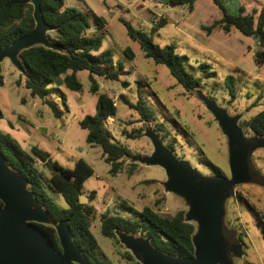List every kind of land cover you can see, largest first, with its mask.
<instances>
[{"label": "rangeland", "instance_id": "obj_1", "mask_svg": "<svg viewBox=\"0 0 264 264\" xmlns=\"http://www.w3.org/2000/svg\"><path fill=\"white\" fill-rule=\"evenodd\" d=\"M237 1L238 4L235 0H228L225 6L228 13L238 14L239 7H242L243 14L251 13L264 3V0ZM64 4L84 13L92 11L107 23L100 51H111L119 79L96 78V82L98 92L108 93L116 103L113 119L103 124L112 140L124 146L130 156L151 152L152 145L143 136V131L146 127H153L140 122L137 113L121 99L124 97L134 102L140 96L155 110L157 122L164 123L168 133L162 141L173 146L171 149L179 159L186 160L205 175L215 174L208 164L211 162L228 177L225 137L198 93L226 107L229 114L240 113L239 125L264 110V66L254 61L253 55L259 48L255 37L246 36L233 27L229 32L218 26L207 31L205 27L221 18L220 9L211 0H195L192 11L186 6L171 7L150 0H145V5L137 0H64ZM159 15H163L166 22L152 33L153 42L160 46L172 44L177 54L186 56L184 69L200 78L199 89L186 90L164 65L145 57L138 41L127 35L120 21L127 20L134 28L149 32L161 18ZM126 48L133 53L131 59L125 55ZM1 65L4 84L0 86L3 114L0 129L9 132L25 150H29L26 145L29 142L37 145L65 168H72L79 158L85 160L93 172L84 180L82 194L88 197L94 191L93 199L88 197L87 203L94 207L90 229L98 251L107 264H135L134 258L125 257L127 250L119 241L116 243L102 236L100 216L102 213H117L128 217L145 206L163 216H171L179 209L185 212L186 206L181 199L163 191V169L131 162L130 157L125 159L122 170L115 175L109 174V164L104 161L100 147L87 143L86 130L78 125L79 119L96 112V96L90 91L86 70L76 73L81 83L77 91L62 84H50L52 100L61 110V115L55 117L46 104L33 98L22 84L16 83L19 73L7 59ZM228 75L233 78L235 88L231 102L224 83ZM137 128L142 129L141 135L130 138L129 133H135ZM243 130L247 135L251 134L244 127ZM156 133L161 137V132ZM251 159L264 175V149H256ZM129 163H136L131 174L127 173ZM36 167L42 172L46 192L58 207H66L62 196L44 183V176L49 175V171L38 162ZM239 194L243 201L237 199ZM224 205L226 226L234 229L237 237L239 230H244L249 243L245 247L242 241L244 254L241 258H234V264H264V238L256 220L257 211L264 215V187L251 183L236 185Z\"/></svg>", "mask_w": 264, "mask_h": 264}, {"label": "trees", "instance_id": "obj_2", "mask_svg": "<svg viewBox=\"0 0 264 264\" xmlns=\"http://www.w3.org/2000/svg\"><path fill=\"white\" fill-rule=\"evenodd\" d=\"M195 0H166L168 6H186L188 11L193 9ZM221 11V18L205 27L210 31L213 27H220L229 32L233 27L240 33L256 39L258 50L254 53V61L264 66V4L250 13L243 14L242 8L236 15L227 12L221 0H211ZM41 15L47 25L52 27L47 37L50 42L58 47V50L34 45L23 49L18 53V60L23 68L16 80L22 84L32 97L39 98L46 104L55 117L61 115V110L52 100L49 86L54 83V78L60 76L65 88L77 91L81 88L76 73L81 70L88 72L90 91L96 94V112L93 115H85L78 120V125L86 130V142L99 146L106 163L109 164L108 172L115 175L124 167L126 158H130L128 150L112 140L110 132L103 127L108 117H113L116 105L108 93L98 92L96 78L118 80L119 72L114 69L110 50H101L102 33L106 24L102 16L94 12L84 13L73 7L65 6L64 0H41ZM126 29V33L132 39L138 41L145 57L156 64L164 65L173 78L186 90H196L201 87V80L184 69L186 56L175 52L172 44L160 46L153 42L152 33L162 26L166 19L161 17L149 32L134 28L127 20L120 19ZM34 26L32 17V5L29 0H0V47L9 44L16 38L26 34ZM93 29V31H90ZM51 33H53L51 35ZM128 58L133 57L129 48L124 49ZM205 67V66H204ZM213 72H211V75ZM2 65L0 63V86L3 85ZM126 84L127 82H123ZM229 94V102L235 97L233 78L228 75L224 79ZM122 101L133 109L140 122L150 124L157 132H161L162 139L168 131L163 122H157L155 110L142 97L131 102L124 97ZM0 118L2 111L0 109ZM242 125L249 133L264 136V110L258 112ZM130 138L141 135L142 129H134ZM172 148V145H168ZM0 153L6 159L9 166L20 172L28 180V188L33 192L37 201L48 212L53 221L66 219L72 234L73 242L78 246L87 260V264H107L98 251V244L90 225L94 214V207L90 203H79L78 196L83 193L84 180L92 174L91 166L82 158L74 162L72 168H65L49 157V154L32 145L29 150L22 148L20 143L9 133L0 129ZM41 163L49 171L44 176V183L49 189L59 193L66 203V207L60 208L46 192L42 183V172L36 163ZM212 173L222 174L221 170L211 162ZM136 163H129L127 173L131 174ZM152 182V180H147ZM94 191L88 195L93 199ZM238 200L243 201L239 194ZM2 202L0 201V207ZM257 211L256 220L260 228L261 237L264 238V215ZM184 210L174 211L171 216L160 215L157 210L148 206L140 211H133L128 217L117 213H102L100 216V232L102 236L118 243L115 229L132 234H141L148 237L151 244L163 253L173 256L190 257L193 255L191 234L194 225L183 220ZM36 229L48 240L50 245L60 251V245L56 231L51 224L33 223ZM238 237L248 246V239L244 230H239ZM125 257L134 260L132 255L125 251ZM135 264H139L134 261ZM248 264H254L249 262Z\"/></svg>", "mask_w": 264, "mask_h": 264}, {"label": "water", "instance_id": "obj_3", "mask_svg": "<svg viewBox=\"0 0 264 264\" xmlns=\"http://www.w3.org/2000/svg\"><path fill=\"white\" fill-rule=\"evenodd\" d=\"M41 0H29L34 26L24 35L0 47V63L7 59L19 72L23 68L18 53L34 45L58 50L47 37L52 27L41 15ZM199 99L212 115L226 140L229 176L202 174L189 162L179 159L165 145L156 131L146 127L143 136L152 145L149 154L131 156V162L159 166L165 179V193H172L186 206L183 220L194 224L191 234L193 255L173 256L153 246L148 237L115 229L120 244L139 264H234L244 254L243 243L236 231L224 222L225 201L239 184L251 183L264 187V175L252 162L256 149H264V136L247 135L238 121L240 113L229 114L226 107L198 93ZM0 264H87L85 256L72 240L66 219L53 221L28 188V180L11 168L0 153ZM88 197L78 196L79 203ZM33 223L53 225L60 251H56Z\"/></svg>", "mask_w": 264, "mask_h": 264}, {"label": "crops", "instance_id": "obj_4", "mask_svg": "<svg viewBox=\"0 0 264 264\" xmlns=\"http://www.w3.org/2000/svg\"><path fill=\"white\" fill-rule=\"evenodd\" d=\"M133 2H134V0H132ZM137 1H141V3L142 4H144L145 5V0H137ZM150 1H155V2H158V4L159 3H164L165 5H167L166 4V0H150ZM164 1V2H163ZM232 1V0H231ZM221 2L224 4V6H227V3H228V0H221ZM235 2H237V4H238V1L237 0H235ZM264 4V3H263ZM263 4H261V5H263ZM168 6V5H167ZM261 7V6H260ZM259 7V8H260ZM226 8V7H225ZM240 8H242V7H239V11H240ZM259 8H255L256 10H258ZM194 9V8H193ZM192 9V10H193ZM191 10V11H192ZM155 15V14H154ZM158 17H163V18H165L163 15H159ZM107 25V23L105 24V26ZM104 26V27H105ZM90 31H93V29H91ZM3 71H4V68L2 67V73H3ZM18 72V71H17ZM19 73V72H18ZM19 78V77H18ZM3 81H4V75H3ZM54 83H56L57 85H59V84H62V78L60 77V76H58V77H55L54 78ZM3 84H4V82H3ZM63 85V84H62ZM94 94V93H93ZM95 96H96V94H94ZM33 98H35V97H33ZM2 116H3V114H2ZM112 119H113V117H111ZM1 119V118H0ZM3 131V130H2ZM4 132H6V131H4ZM7 133H9V132H7ZM10 134V133H9ZM29 148L32 146V145H34V144H31L30 142L28 143V144H26ZM37 146V145H36ZM38 147V146H37ZM23 148V147H22ZM39 148V147H38ZM28 151V150H27ZM260 170V169H259ZM82 190H84V188L82 187Z\"/></svg>", "mask_w": 264, "mask_h": 264}, {"label": "built area", "instance_id": "obj_5", "mask_svg": "<svg viewBox=\"0 0 264 264\" xmlns=\"http://www.w3.org/2000/svg\"><path fill=\"white\" fill-rule=\"evenodd\" d=\"M112 101H113V105H116L114 99H112ZM110 119H111V117H108V118H107V120H110Z\"/></svg>", "mask_w": 264, "mask_h": 264}]
</instances>
